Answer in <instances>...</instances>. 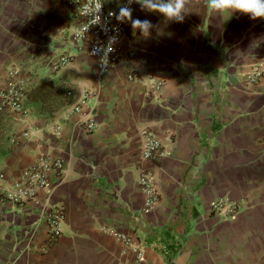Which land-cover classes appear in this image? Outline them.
<instances>
[{
    "label": "crops",
    "instance_id": "crops-1",
    "mask_svg": "<svg viewBox=\"0 0 264 264\" xmlns=\"http://www.w3.org/2000/svg\"><path fill=\"white\" fill-rule=\"evenodd\" d=\"M132 9L152 22L151 36L126 23L114 65L98 77L71 41L67 0H0V87L17 80L12 69L25 82L24 112L0 110V187L41 156L62 165L37 203L0 200V264H264V20L217 15L204 2L183 23ZM254 68L261 75L248 84ZM142 130L160 155L141 159ZM141 171L153 179L150 210ZM217 201L236 209L215 212ZM51 207L62 218L48 244Z\"/></svg>",
    "mask_w": 264,
    "mask_h": 264
},
{
    "label": "built area",
    "instance_id": "built-area-1",
    "mask_svg": "<svg viewBox=\"0 0 264 264\" xmlns=\"http://www.w3.org/2000/svg\"><path fill=\"white\" fill-rule=\"evenodd\" d=\"M126 2L127 0H117L115 6H104L102 23L95 25L94 11L96 0H67V4L74 10L77 21L76 27L71 33V41L86 48L87 55L95 62L96 75L98 77H102L107 69L114 65L117 56L119 55L118 45L125 31L126 23H120L114 16H109V13H118L119 7ZM134 4L135 3L130 6L132 7ZM129 54L132 55V53ZM68 60V56L59 57L56 65L62 66L66 64ZM260 75V71L254 68L251 73L246 76V83H254ZM8 76L16 77L17 80L0 87V110L7 106L16 112L23 113L24 108L22 100L24 98L25 82L21 79L19 71L16 69L10 70ZM125 79L128 81H137L139 80V75L134 71H128L125 74ZM148 87V91L156 90L159 87V83H150ZM63 97L69 99L71 97V92L68 90L65 91ZM79 110L78 103L74 104L71 108V112L73 113H78ZM82 126L86 131H90L93 128V122L90 118H86L84 122H82ZM55 132L56 134L59 132L57 127H55ZM22 135H25V133ZM141 136V159L149 160L160 155L159 141L156 137L147 130H142ZM61 171L62 165L60 160L41 156L35 161V163L20 171V179L18 182L13 183L9 187H0V200L3 202L7 201L19 207L29 203H37L41 198H45L47 195L48 172L60 174ZM137 184L143 195V209L150 210L156 199L151 174L146 171H141L137 177ZM211 209L215 212L222 210L226 214H231L236 207L234 204H229L224 207L221 201H217L211 205ZM61 218V209L58 207H51L46 217V240L48 244L53 243L59 236L60 231L58 225ZM114 236L123 245L129 246L132 249L137 261L142 259L140 248L136 245L133 246L129 244V239L123 235L114 233Z\"/></svg>",
    "mask_w": 264,
    "mask_h": 264
},
{
    "label": "clouds",
    "instance_id": "clouds-1",
    "mask_svg": "<svg viewBox=\"0 0 264 264\" xmlns=\"http://www.w3.org/2000/svg\"><path fill=\"white\" fill-rule=\"evenodd\" d=\"M202 2L213 13L227 14L231 17L234 13L248 16L252 20H264V0H127L119 7L117 12H110L120 23H129L134 32H139L142 37L151 36L153 24L148 19L133 18V9L130 5L140 4L141 8L149 13H156L163 17L167 23H183L185 18L193 13L192 9ZM104 0H96L94 11V23H102Z\"/></svg>",
    "mask_w": 264,
    "mask_h": 264
}]
</instances>
